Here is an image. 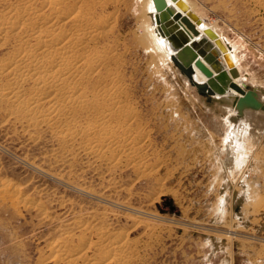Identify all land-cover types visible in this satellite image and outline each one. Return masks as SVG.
Here are the masks:
<instances>
[{
    "label": "rangeland",
    "instance_id": "1",
    "mask_svg": "<svg viewBox=\"0 0 264 264\" xmlns=\"http://www.w3.org/2000/svg\"><path fill=\"white\" fill-rule=\"evenodd\" d=\"M188 1L200 17L219 28L236 54L245 84L264 96V14L255 12L248 0ZM142 2L132 0L130 6L127 0V9L119 7L115 35H120L123 99L135 111L138 127L146 129L147 171L135 172L123 158L115 169L104 165L94 169L95 164L87 166L91 161L81 155L69 165L56 163L59 146L49 131L28 134L0 110V181L38 207L11 203L0 191V264H53L47 244L66 229L69 220L91 222L92 218L135 239L136 259L131 264H264V212L240 211L242 200L236 199L235 187L229 192L226 212L238 236L231 240L230 251L224 242L218 248L212 245L225 230L215 216V204L229 184L223 180L219 186L213 156H202L197 147L202 148L215 129L224 130L220 116L224 101L199 93L176 65H163L153 50L139 42ZM108 10L114 13V8ZM214 137L221 149L222 136ZM223 151L224 161L227 151ZM88 211L98 214L90 220Z\"/></svg>",
    "mask_w": 264,
    "mask_h": 264
},
{
    "label": "bare ground",
    "instance_id": "2",
    "mask_svg": "<svg viewBox=\"0 0 264 264\" xmlns=\"http://www.w3.org/2000/svg\"><path fill=\"white\" fill-rule=\"evenodd\" d=\"M142 1L137 18V29L142 32L137 37L139 42L153 50L163 65H176L192 85L204 90L203 94L224 101L220 107L224 130L215 129L202 148L197 147V153L208 158L212 155L219 186L223 180L226 186L229 184L215 204V216L225 230L222 237L215 236L212 245L218 248L217 244L224 242L230 251L231 240L238 236L226 212L231 187L237 189L236 199L242 200L240 211L251 209L253 215L264 212L263 93L245 84L236 54L217 32L219 28L216 30L200 17L191 2L164 0L165 12H159L153 0ZM248 1L255 12L264 14V0ZM126 5L127 0H0V51L5 50L0 56L1 113L28 134L36 129L49 131L59 146L56 163L69 165L81 155L91 161L87 166L95 164L94 169L100 165L115 169L122 158L139 174L148 169L146 129L143 132L138 127L135 111L125 104L119 71L120 35L116 37L115 29L119 7ZM109 7L114 8V13L109 12ZM202 51L209 53L203 57ZM246 94L252 99L245 101ZM215 134L222 136V150L220 143H215ZM223 150L227 151L224 161ZM222 165L226 168L222 169ZM0 187L10 202L38 208L36 203L31 204V198L30 201L9 189L13 187L6 181L1 180ZM232 209L233 206L230 212ZM88 212L90 220L98 214ZM92 220H69L66 229L47 244L48 259L53 264L135 261V239ZM152 229L153 226L149 230ZM91 235L94 240L89 238Z\"/></svg>",
    "mask_w": 264,
    "mask_h": 264
},
{
    "label": "water",
    "instance_id": "3",
    "mask_svg": "<svg viewBox=\"0 0 264 264\" xmlns=\"http://www.w3.org/2000/svg\"><path fill=\"white\" fill-rule=\"evenodd\" d=\"M153 2H154V5H155V8L159 11V12H165V11H163L164 10V8H165V2H164V0H153ZM207 51V50H206ZM210 51H211V49H210ZM203 52V51H202ZM209 53V52H208ZM208 53H202V56L203 57H206V54H208ZM199 67H200V69H202V70H204V72L206 73V74H209L206 70H205V68L204 67H202L200 64H199ZM216 67H217V69L218 68H220L219 67V65H216ZM220 78H222L223 79V77H221L220 76ZM197 90H198V92L199 93H201V94H203L204 93V90H200V89H198L197 88ZM245 101H248V100H251L252 98H251V96L249 95V94H246L245 96H244V98H243Z\"/></svg>",
    "mask_w": 264,
    "mask_h": 264
}]
</instances>
